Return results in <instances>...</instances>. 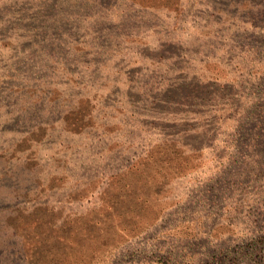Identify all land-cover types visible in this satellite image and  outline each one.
Segmentation results:
<instances>
[{"label":"rangeland","instance_id":"obj_1","mask_svg":"<svg viewBox=\"0 0 264 264\" xmlns=\"http://www.w3.org/2000/svg\"><path fill=\"white\" fill-rule=\"evenodd\" d=\"M254 263L264 0H0V264Z\"/></svg>","mask_w":264,"mask_h":264},{"label":"trees","instance_id":"obj_2","mask_svg":"<svg viewBox=\"0 0 264 264\" xmlns=\"http://www.w3.org/2000/svg\"><path fill=\"white\" fill-rule=\"evenodd\" d=\"M258 248L257 247H255V248H253L252 247V250L254 251V250H257ZM248 256H250V257H255L254 256V252H250V254L248 255ZM255 264V263H254Z\"/></svg>","mask_w":264,"mask_h":264}]
</instances>
